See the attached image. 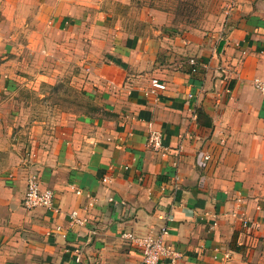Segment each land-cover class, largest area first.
<instances>
[{
  "label": "crops",
  "instance_id": "1",
  "mask_svg": "<svg viewBox=\"0 0 264 264\" xmlns=\"http://www.w3.org/2000/svg\"><path fill=\"white\" fill-rule=\"evenodd\" d=\"M95 3L0 0V22L73 29L64 50L82 58L102 106L85 130L35 151L5 148L0 128V264H145L122 234L163 227L174 264H260L264 0H237L214 33L175 30L162 11L132 27ZM154 78L167 88L149 93ZM153 131L163 149L150 145ZM32 172L54 190V208L25 206Z\"/></svg>",
  "mask_w": 264,
  "mask_h": 264
},
{
  "label": "rangeland",
  "instance_id": "2",
  "mask_svg": "<svg viewBox=\"0 0 264 264\" xmlns=\"http://www.w3.org/2000/svg\"><path fill=\"white\" fill-rule=\"evenodd\" d=\"M84 1L96 4L98 0ZM99 1L110 6L107 11L118 21L132 27H144L145 17L162 11L175 30L211 33L228 22L237 5V0ZM0 15L6 16L3 11ZM0 33L4 41L0 53V113L8 116L0 126L7 138L3 141L5 148L16 153L35 151L56 137L85 130L102 106L97 88L89 87L82 58L64 50L71 47L73 29L62 32L40 22H0ZM4 152L0 150L1 166L8 158ZM258 251V260L264 264V236Z\"/></svg>",
  "mask_w": 264,
  "mask_h": 264
},
{
  "label": "built area",
  "instance_id": "3",
  "mask_svg": "<svg viewBox=\"0 0 264 264\" xmlns=\"http://www.w3.org/2000/svg\"><path fill=\"white\" fill-rule=\"evenodd\" d=\"M195 64L196 61L192 60ZM255 85L264 92V82L256 79ZM167 84L159 78L152 80L149 93H157L158 89H166ZM150 145L154 149H163V135L159 131H153L150 135ZM210 154H205L204 159L209 160ZM55 192L49 187H43L38 172H32L27 179V189L24 196V204L28 208H54L55 206ZM112 201L113 198H110ZM73 220L82 223L83 220L79 218L78 211L75 210L71 214ZM168 232L167 227H163L160 232L155 234H148L145 236H138L134 232L127 231L122 235L128 239L135 246L139 248L142 253L145 264H159L160 260L164 257H169L171 263L174 264L177 259V254L171 248L166 240V234Z\"/></svg>",
  "mask_w": 264,
  "mask_h": 264
}]
</instances>
